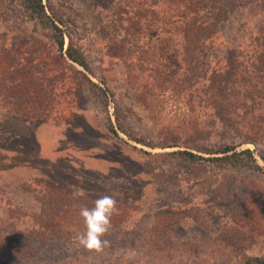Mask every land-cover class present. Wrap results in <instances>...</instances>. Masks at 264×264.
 <instances>
[{
  "label": "rangeland",
  "instance_id": "rangeland-1",
  "mask_svg": "<svg viewBox=\"0 0 264 264\" xmlns=\"http://www.w3.org/2000/svg\"><path fill=\"white\" fill-rule=\"evenodd\" d=\"M43 1L49 17L62 22L65 49L70 35L95 75L117 92L126 131L151 147L111 134L102 106L79 81L64 89L54 82L58 90L46 93L44 69L63 68V80L86 71L58 59V34L22 0H0V67L15 63L22 75L35 72L24 87L33 100L20 111L5 103L17 84L0 80V264H245L264 258V171L168 155L191 151L213 159L197 149L240 143L174 91L187 75L175 73L184 66L168 25L190 14L187 1ZM238 2L208 52L251 50L264 27V0ZM158 69L166 76L163 87ZM48 95L55 100L51 118L39 119ZM245 149L264 167L258 154L264 143L239 147ZM103 194L115 195L118 212L105 237L110 247L95 255L75 237L85 231L79 208L92 207Z\"/></svg>",
  "mask_w": 264,
  "mask_h": 264
},
{
  "label": "trees",
  "instance_id": "trees-1",
  "mask_svg": "<svg viewBox=\"0 0 264 264\" xmlns=\"http://www.w3.org/2000/svg\"><path fill=\"white\" fill-rule=\"evenodd\" d=\"M186 1L189 5H186L185 8L190 14L173 17L174 20L168 25L171 27L170 31L174 32L177 37L184 66V68L175 67V73L181 72V69L185 70L187 75L184 82L179 84L177 81L174 84V91L187 95L188 106L195 102L199 104V107H203L207 115L222 126L224 135H226L225 132L227 135L233 134L240 140V143L230 142L223 143L218 147L197 149L198 152L217 156L213 159L205 158L191 151L173 152L168 155L190 164L214 161L223 165L244 166L264 171V167L259 164L251 149L239 151V147L245 144L258 146L264 143V27L254 38L250 51L245 52L234 47L227 49L223 55L213 54L208 52V45L215 43L222 32L223 25L229 20V16L242 4L238 0ZM22 3L27 10L32 12L33 18L37 16L44 25L53 28L58 34V59L65 63L66 59L72 61L98 80L93 81L87 76L88 74L81 71H76L80 79L71 77L63 80V68L54 70L46 68L42 71L41 78L46 84L44 88L46 93H54L58 90L54 82L59 81L63 85L61 89H64L69 85L72 87L79 81L81 86H85L91 96L102 106L103 112L107 116V129L111 134L119 136L118 133L122 132L137 143L151 147L145 140L126 131L123 126L125 119L123 106L117 100V92L112 90L105 78L95 75L90 63L75 45L70 35H68L70 40L68 48L65 49L66 34L57 25V22L60 24L62 22L49 17L44 1L22 0ZM22 71L15 67V63L8 67H0V80L5 81V85L15 82L19 89L14 93L6 92L10 97L6 98L5 103L8 104V107L13 105L18 110L22 109L24 105H29L30 100H33L32 96H34V92L27 88L24 89V87L28 83V78L31 82L34 81L35 72L26 70L27 73L22 75ZM156 73L162 81L161 86L163 87L166 80L165 73L159 69ZM46 100L41 101L40 107L43 109L38 116L39 119L49 120L51 118L48 107L55 100L49 95ZM68 103L71 104V102ZM111 108H113V112H111ZM10 110H14V108ZM162 148L172 147L165 145ZM258 154L264 162V153L258 152ZM1 249L3 250V247H0V251ZM245 264H264V258L251 257L245 261Z\"/></svg>",
  "mask_w": 264,
  "mask_h": 264
},
{
  "label": "clouds",
  "instance_id": "clouds-1",
  "mask_svg": "<svg viewBox=\"0 0 264 264\" xmlns=\"http://www.w3.org/2000/svg\"><path fill=\"white\" fill-rule=\"evenodd\" d=\"M117 212V199L114 194L101 195L90 208L81 206L79 215L83 219L85 231L76 235L77 245L90 254H103L110 247V241L105 237L112 228V218Z\"/></svg>",
  "mask_w": 264,
  "mask_h": 264
}]
</instances>
